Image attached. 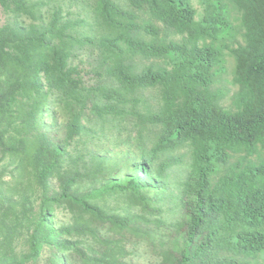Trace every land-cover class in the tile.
Returning <instances> with one entry per match:
<instances>
[{"label": "trees", "instance_id": "16d2710c", "mask_svg": "<svg viewBox=\"0 0 264 264\" xmlns=\"http://www.w3.org/2000/svg\"><path fill=\"white\" fill-rule=\"evenodd\" d=\"M45 2L0 0L15 19L0 25V154L18 162L14 184L0 177V264H35L47 245L61 254L52 264H124L140 242L159 264H264V161L250 159L264 149V0H202L201 20L192 0H126L129 9L93 0L88 15L59 8L48 21ZM82 50L92 55L96 84L72 62ZM224 50L235 59L233 109L211 88L226 71ZM151 89L160 92L157 106L140 108ZM51 109L67 114L64 140L44 130ZM109 118L159 126L153 157L190 149L175 223L161 218L160 204L182 157L162 160L155 176L153 158L145 159L120 182L105 179L107 157L67 151L89 123ZM26 177L41 192L36 210L27 194L15 197ZM110 199L128 206L115 212ZM57 208L68 222L58 225ZM21 236L27 248L17 252ZM86 236L100 248L82 247L76 237Z\"/></svg>", "mask_w": 264, "mask_h": 264}, {"label": "rangeland", "instance_id": "374dc122", "mask_svg": "<svg viewBox=\"0 0 264 264\" xmlns=\"http://www.w3.org/2000/svg\"><path fill=\"white\" fill-rule=\"evenodd\" d=\"M46 4L43 7V13L45 19L48 21L53 13L59 8H62L64 13L73 12L77 16H85L90 14V3L93 0H45ZM121 6L129 9L126 0H116ZM194 7L197 10V19L201 20L204 12V4L202 0H192ZM143 19L146 16L143 15ZM234 25L237 29L236 39L242 41V29L241 22L239 20V14L233 11L232 14ZM15 19L8 13L0 4V25H14ZM163 36L167 40L179 41L182 39L181 35L174 32L164 31ZM236 45H232L235 47ZM225 54V68L226 71L215 78L211 88L213 91H219L224 94L223 98L219 101V104L226 109H233V97L238 91V85L235 83V59L229 50H224ZM73 64L78 65L80 74L83 77L84 82L87 85L96 84L100 79L92 72V55L89 50H82L77 58L72 61ZM146 102H140L139 106L142 109L149 108L154 109L159 101L160 92L158 89H151L146 91ZM57 111V113L55 112ZM51 109L48 117L44 121V130L49 132L52 139L64 140L65 130L64 125L67 120V114L64 111L58 112V110ZM89 129L82 135L74 138L68 143L67 151L74 157L84 155L89 158L92 154L102 157H107V164L109 165L105 179L115 178L122 182L126 176H128L132 170L134 164H139L143 160L153 158L152 172L156 175V170L159 163L172 156L182 157V162L168 170L167 189L168 193L164 200L161 202L162 213L161 218L167 224H173L179 220L181 215L180 206V188L182 182L186 179L190 163V149L187 146L179 148L177 150L168 151L166 153H160L153 157L151 155V148L157 137V132L160 127L155 125L141 126L134 120L119 121L115 118H109L99 124H88ZM238 159L237 156L233 157L231 163H234ZM250 159L255 161H264V149H261L260 154L251 156ZM147 162V161H146ZM17 159L10 156L0 154V177H3L6 181H12L14 184ZM150 163V162H148ZM68 165V164H67ZM104 179V182H105ZM24 183L18 186V193L15 194L16 199L21 194H27L33 201L35 210L41 203V192L37 188L35 182L31 177L23 179ZM103 182V180H97V182ZM107 181V180H106ZM90 182L82 183V187H87ZM51 187L58 191L59 183L57 179L51 181ZM128 204L122 199H110L106 203V207L114 210L115 212H122ZM133 213H142L139 206H133L130 208ZM58 221V225L69 221V213L57 208L52 213ZM3 232H5L3 230ZM81 242L82 247H93L99 249L98 243L91 237H76ZM15 248L17 252H23L27 246L25 244V238L23 236L16 240ZM135 250V251H134ZM60 256L57 251L51 246L47 245L43 248L42 253L35 264H52L50 263L54 256ZM156 254L153 252V247L147 243H142L133 249L132 254L127 258L124 264H159V259L156 258ZM260 261H264V255L259 256ZM31 264V263H30ZM67 264H81L76 258H69Z\"/></svg>", "mask_w": 264, "mask_h": 264}]
</instances>
